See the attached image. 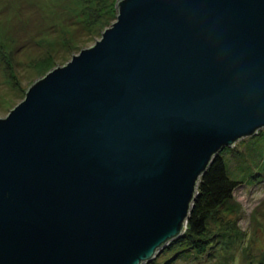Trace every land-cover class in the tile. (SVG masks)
Masks as SVG:
<instances>
[{"label":"water","instance_id":"obj_1","mask_svg":"<svg viewBox=\"0 0 264 264\" xmlns=\"http://www.w3.org/2000/svg\"><path fill=\"white\" fill-rule=\"evenodd\" d=\"M0 116V264H144L224 147L264 128V0H117Z\"/></svg>","mask_w":264,"mask_h":264},{"label":"rangeland","instance_id":"obj_2","mask_svg":"<svg viewBox=\"0 0 264 264\" xmlns=\"http://www.w3.org/2000/svg\"><path fill=\"white\" fill-rule=\"evenodd\" d=\"M103 1L0 0V116L23 99L26 87L52 64L66 63L101 37L113 15L110 0ZM257 133L228 149L232 175L250 177L208 219L211 233L230 228L232 245L203 257H187L189 250L180 251L181 246L163 247L157 260L144 264H264V138Z\"/></svg>","mask_w":264,"mask_h":264},{"label":"trees","instance_id":"obj_3","mask_svg":"<svg viewBox=\"0 0 264 264\" xmlns=\"http://www.w3.org/2000/svg\"><path fill=\"white\" fill-rule=\"evenodd\" d=\"M107 1L109 0H104L103 2L107 4ZM109 5V12L113 13L112 20H114L118 12L117 0H110ZM108 24L112 23L108 21ZM257 134H262L264 138V128L259 129ZM230 148H233L232 145H228L220 150L201 175L198 182V190L193 199L183 234L171 239L164 248L181 246L180 251L189 250L190 253H187V257H191V254L194 257H203L207 256L212 249L217 252L221 247L228 248L232 245L235 238L229 231L230 228L222 231L218 230L214 233H211L208 228V219L215 212L214 210H217L219 206L228 202L233 197L234 191L240 182L246 181L250 177L245 178L244 176L238 177L232 175L230 163L226 157V153ZM261 154L264 156V145L260 152ZM158 258L156 257L153 260L155 261ZM169 260H166V262H169Z\"/></svg>","mask_w":264,"mask_h":264}]
</instances>
